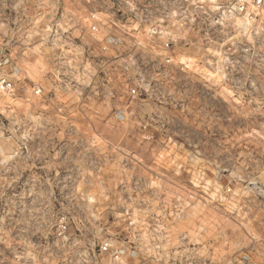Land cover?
I'll return each instance as SVG.
<instances>
[{
	"label": "clouds",
	"instance_id": "9594fccd",
	"mask_svg": "<svg viewBox=\"0 0 264 264\" xmlns=\"http://www.w3.org/2000/svg\"><path fill=\"white\" fill-rule=\"evenodd\" d=\"M0 264H264V0H0Z\"/></svg>",
	"mask_w": 264,
	"mask_h": 264
}]
</instances>
